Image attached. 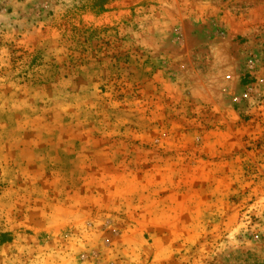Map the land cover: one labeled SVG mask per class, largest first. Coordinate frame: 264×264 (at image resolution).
I'll list each match as a JSON object with an SVG mask.
<instances>
[{
	"label": "rangeland",
	"instance_id": "rangeland-1",
	"mask_svg": "<svg viewBox=\"0 0 264 264\" xmlns=\"http://www.w3.org/2000/svg\"><path fill=\"white\" fill-rule=\"evenodd\" d=\"M0 264H264V0H0Z\"/></svg>",
	"mask_w": 264,
	"mask_h": 264
}]
</instances>
